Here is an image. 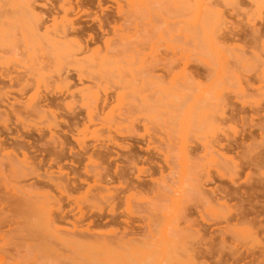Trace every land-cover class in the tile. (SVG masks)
<instances>
[{
  "label": "rangeland",
  "instance_id": "374dc122",
  "mask_svg": "<svg viewBox=\"0 0 264 264\" xmlns=\"http://www.w3.org/2000/svg\"><path fill=\"white\" fill-rule=\"evenodd\" d=\"M73 1L75 9L68 13V18L75 19L76 24L84 28L86 35L83 37L86 39L90 40L87 36L90 33L94 36L97 34L99 37L98 44L90 40L89 52L87 50L85 52L77 51L78 55L75 56L78 58H83L85 55L90 56L89 59L84 60L79 69L87 73L89 71L88 74L92 77L108 81L107 83L101 82L97 86L92 84L93 81L88 78L83 83L79 82L77 85L71 86V89L78 94L77 98H83V103H87L83 107L78 102L79 107L76 110L81 112L80 127L82 128L84 124L88 126L81 133V138L84 139L83 141L89 146V149L86 151L87 153L82 152L83 158L80 163H77L79 167L77 169L81 172L82 177L87 178V181L83 185L81 183L82 187L79 191H70L72 197H67L65 194L62 195L54 185L41 187L39 181L41 178L37 176V173L45 172L44 168L48 165H51L49 169L54 170L55 175H59V165H63L65 171L72 172L71 170L74 168L71 169L73 167L71 164L73 161H77L78 157L75 156L78 151H82L77 141L70 135L75 133L74 136H76L77 131L73 129L70 130L71 133L67 130L69 123H66L65 120H74L66 109L60 110L64 117L57 119L61 122L59 130L62 135H65L63 129L70 132L65 135L68 148L66 155L59 159V162H52V159L50 160L53 158L50 157L52 155L46 151L44 153L41 152V149L40 151L33 149L32 154L35 157L31 160L38 171L32 172L31 168L21 167L20 163L15 162L12 155L6 154V151L10 150V145L12 147L11 143L15 145L18 141V129H23L8 108L9 103L13 102L15 97L28 104H34L42 94L45 82L54 88L57 86V94L61 98L69 97L68 93L64 91L66 86L63 85V82L55 83L56 85L52 82L58 78L60 72L64 73L62 68L66 67L72 54L65 47L53 50L52 43L48 41L49 37L52 38L54 32L61 28L63 22L65 23L64 11L60 8L64 1L0 0V54H6L0 57V68L6 71L13 70L21 61L25 68H23L25 71L23 78L28 80L37 78L41 85V88H38L35 81L22 96L21 93L12 89L13 93L10 92V97H5L4 91L9 87H5L0 92L4 100L8 98L7 101L3 100L4 103L2 102L0 109L5 114L9 113L8 117H10L7 124H4L0 119L1 142L3 139L4 142H7V146L4 145L6 149L0 150V264H96L99 262L97 259L89 261L78 245L64 247L56 238L49 236L50 232L55 230L48 231L57 227L62 235L69 234L78 240L79 237L74 235L77 229L73 227V221L77 220L75 218L80 215V210H84L86 217L83 218L78 229L89 228L87 234L92 235V237L88 236L91 237L90 242L97 237L102 238L101 236L111 234L108 232L109 230L115 231V234H113L114 232L111 234L112 236L109 234L111 237L134 240V247L131 251H117L113 257L116 264H264V179L262 177L264 173V55H261L264 54V37L257 43L247 44L244 50L237 47L223 49L218 43V36L232 22L241 25L240 35L236 38H241L245 34H243V30L249 31L250 21L259 27L263 26L264 22L261 20H264V0ZM29 3L35 5L36 12L48 10L49 13V7L51 10L54 9L53 13L50 12L52 15L48 17L45 25L39 30L31 12L28 11ZM45 3L48 8L43 7L42 4ZM52 4L53 8H51ZM79 4H83L82 7ZM87 7L89 8L88 13H84L83 10H86ZM53 15L57 17L56 23L53 22L55 21ZM96 15L103 20L108 19L109 21L110 18L109 23L111 22V24L106 23V20V24L102 28L104 31L100 28L99 22L94 19ZM114 22L120 23L122 30L114 32ZM45 27L49 28L48 32ZM107 37L111 38L110 46L104 43ZM96 46H99L100 50L91 51ZM73 49L76 48L73 46ZM47 52L50 54L52 52L50 57L48 56L52 61L43 69L42 73L41 71L39 73L38 64L47 55ZM75 68L78 69V66L71 68V74L77 72ZM204 71H210L211 79L208 80L204 77L203 79L194 74V72L201 74ZM194 75L199 82L196 83L195 78H193L194 80L190 79ZM103 86L105 87L103 88ZM17 87L16 89L19 88ZM82 88H88L83 95L79 92ZM106 92L113 98L103 109L101 99L106 95ZM84 95L85 97H82ZM227 102L232 104H226ZM24 103L18 106L21 110V117L26 118L30 123H38V126L42 127L54 125L56 119L49 113L43 116L28 115V111L26 112L28 108L23 106ZM225 104L230 107L222 109L223 106H226ZM97 105L99 108L95 109L94 120L89 121L87 111L90 108L94 109ZM233 107L236 109L233 112L234 116L238 118H236L237 121L236 119L227 121L222 118L225 120L223 122L220 115L222 110H227L229 114ZM210 110L213 112H211L212 115L208 114ZM214 111L218 113H214ZM98 115L99 118H97ZM227 116H231V113ZM222 117H224L223 113ZM241 117L246 118L243 121ZM251 119L253 123L250 122ZM242 121L243 123L246 121V123L242 125ZM243 126L246 130L244 132L241 131ZM236 128L238 130L242 128L240 134L235 135ZM31 129L33 128H30V131L26 130L29 133L23 130L25 134L22 131L25 136L26 133L28 135L33 133L25 138L33 137L35 139L38 137L40 139L34 134L37 131ZM117 129L124 130V133H118ZM251 132H253V136ZM41 133L37 135H41ZM46 133L49 134L47 130ZM25 138L23 139L25 140ZM111 138L123 142L129 148H119L110 142ZM29 139L26 141L33 144L32 142L35 140L29 141ZM218 141L232 145V148L226 153L239 159L242 157L240 153L248 154V145L256 143L254 153L257 154H253L260 160H258L259 162L254 161V164L252 163L254 166L250 165L251 163L246 164L243 169L239 170L240 175L238 178L236 177L239 182L237 186H234L230 180V175L236 172L230 171V168L227 169L221 163L219 154L221 151L217 153L220 144ZM203 143L204 145L205 143L215 145L208 147L210 145L207 144L203 148ZM191 145L201 148L202 156L200 155V158L202 161L197 160V162L201 163L203 167L201 165L192 166L191 163L196 160L191 158L193 156L190 153L191 150H187L190 154L187 157L188 154L185 150L189 147L193 149ZM153 146H159V149H155ZM72 147L73 151H70ZM94 147L100 148V150L101 147H104L102 152L105 150L103 155H105L106 163L109 164V174L115 179L112 186L119 184L115 171L120 159H124V155L132 153L139 155V166H147L152 160L163 164L165 179L162 181L161 175L157 171L154 177H159L162 182H158V185L155 182L156 186H153L148 192L146 191L143 194L144 197L142 195L143 199L139 200L136 197L137 199L133 198L128 203L121 202L126 198L116 199V211L111 213L109 203L99 199L96 195L97 189L92 187L88 190L87 182L94 183L93 175L90 174L87 177L86 174H83L87 159L94 151ZM19 152V154L17 152V156L22 159L23 155L21 151ZM74 153L76 154L74 155ZM166 157L170 162L166 161L165 163ZM244 158L243 156V162H246L247 159ZM49 162L50 164H48ZM258 163L260 168L257 166ZM74 165L76 167V163ZM30 170L31 172H29ZM206 170L215 175L213 182L207 185L198 184L199 179L204 183L201 175L207 174ZM219 172L224 173L225 176H221ZM252 172L255 175L261 173L258 175L260 179L256 175L261 184L256 182L257 184L254 185L253 201H256L254 202L255 210L258 211H256L257 213L251 212L252 214L248 216L249 221L239 222L237 218L233 217L232 213L237 212L235 206L237 199L228 201V205L232 207V213L216 201L208 204L202 200L203 195L199 193L200 190L202 191V187L203 190L210 191L213 188L225 189L234 186L242 194L250 193V185L245 180L248 173ZM131 173L133 176L137 174L136 169ZM70 177L73 180L71 175ZM33 186L39 192L49 193V198L42 196L41 200L38 199L41 203L37 200L39 204L37 208L35 200L33 201L25 193ZM128 193L126 192V195ZM120 194L124 197L123 192ZM250 194L252 196V193ZM61 197L63 198L61 199ZM188 197L195 201L194 203L197 201V207L200 204L199 208L194 209L196 212L189 217L184 213ZM42 205L44 208L41 207ZM47 206L52 208L55 214H57L56 206H60L66 219L50 221V224L47 221L49 219L46 218V210L49 208ZM100 207H103L101 211ZM250 218H254L253 221ZM127 219L131 220L130 224L131 227H134L135 233H130L123 238ZM104 233L106 234L103 235ZM88 241L86 239L82 243ZM31 245L37 250L30 251ZM211 247L213 249L211 253L206 251Z\"/></svg>",
  "mask_w": 264,
  "mask_h": 264
},
{
  "label": "bare ground",
  "instance_id": "6f19581e",
  "mask_svg": "<svg viewBox=\"0 0 264 264\" xmlns=\"http://www.w3.org/2000/svg\"><path fill=\"white\" fill-rule=\"evenodd\" d=\"M50 1V0H49ZM53 1V0H52ZM64 2L60 5V8L64 11V18H65V23L63 22V24H62V26H61V28L60 29H56L57 31L56 32H54V34L52 35L53 37L52 38H50L49 37V40L48 41H50L51 43H52V47H53V50L56 48V49H58V48H63V47H65V48H68L69 49V51L71 52V59L67 62V64H66V67H64V68H62L63 70H64V73H62V72H60L59 74H58V78L55 80L54 79V81L52 82L53 84H55V83H58V82H63L64 84L63 85H65L66 86V90H64L65 91V93H68V98H67V96L65 97V98H61L60 96H58V90H57V86L54 88V87H52V86H50L48 83H44V89H43V92H42V94L40 95V94H38V95H40V97H39V99L37 100V102L36 103H34V104H28V103H26V101H22L20 98H17V97H13L14 99H13V102H11V103H9V102H7V103H9L10 104V106L7 104V107L9 108V110L11 111V113L12 114H14V116L17 118L16 120L21 124V127L23 128L22 130H20V129H18V131H17V133H18V137H17V139H18V141L16 142V144L15 145H13L14 143H11L12 144V147H11V145H10V150H8V151H6V154L9 156V155H12L13 157H14V160H15V162H18V163H20V166L22 167H24V168H27V167H29V168H31V170H32V172H37L38 171V169L36 168V167H34V163H33V160H31L32 158H34L35 157V155L34 154H32L33 152H32V150L34 149V151H37V150H39L40 151V149H41V152H44V151H46V153H48L49 155H52V156H50V157H53V158H50V160L52 159V162H54V161H56V162H59V159H62V157L63 156H65L66 155V150L68 149L67 148V138H66V134H70V132L72 133V131H70V130H75V131H77V133H76V136H74L75 135V133H73V134H70V135H72L73 137H74V139L77 141V143L79 144V146H80V150H82V151H78V153L76 154V153H74V155L76 154V156L75 157H78L77 158V161L76 162H74L73 161V164H71L73 167L71 168V169H73V170H71L72 172H68V171H65L64 170V168H63V165H59L58 166V174L59 175H55V173H54V170H50L49 169V167L51 166V165H48V164H50V162L47 164L48 165V167H46V168H44V170H45V172H43V173H37V176L39 177V178H41L39 181H40V184L42 185L41 187H46L47 185L48 186H51L52 187V185H54L61 193H62V195L63 194H65L67 197H72V194H71V192L70 191H79V189L82 187L81 186V183H82V185H83V183H86V181H87V178H85V177H82V174H81V172H79V167L77 166L78 164L77 163H80V161L82 160V158H83V153L85 152V153H87L86 151H88V147L89 146H87V144L85 143V141H83L82 140V138H81V133L83 132V130L85 129L86 130V128L88 127L86 124H84L83 126H82V128L80 127V122H79V120H80V113L81 112H79L78 110H76V108L77 107H79V104H78V102H80V106H83L84 107V105L86 104L87 105V103H83V98H81V99H78L77 98V95L78 94H76V92L74 91V90H72L71 89V86H75V85H77V83H83L84 82V80L85 79H88L89 78V80L91 79L92 81H93V83L92 84H94V85H97V86H99L100 85V83L102 82H106L107 83V81L108 80H101V79H99V78H97V77H92V76H90L88 73H89V71H88V73L86 72V71H84V70H82V69H79L80 67L79 66H81V65H83V62H84V60H87V59H89V55H85L83 58H78L77 56H75L76 54L78 55V53H77V51H80V52H85L86 50L88 51L89 50V45H90V40H93V42L94 43H96L97 42V44H98V39H99V37H98V35L97 34H95V36H94V34H92V33H90L89 35H87L88 37H89V39L90 40H88V38L86 39V37H83L84 35H86L84 32H85V30H84V28H82V27H79L78 26V24H76V20L75 19H72V18H68V13H70V11H73L74 9H75V6H74V1L73 0H63ZM43 5V7H47L48 8V6H47V4L45 3V4H42ZM78 5V4H77ZM81 4H79V6H80ZM83 5V4H82ZM82 5H81V7H82ZM28 7V11H30L31 12V14H32V16H33V19H34V21H35V23L37 24V26H38V30L42 27V26H44L45 25V22L48 20V17L50 16V15H52V13H53V11H54V9L53 10H51L50 9V7H49V13L52 11V13H48L46 10V12H36V10H35V5H33V4H30L29 3V5H27ZM50 6V5H49ZM53 4H52V6H51V8H53ZM57 7V6H56ZM85 7V6H84ZM83 9V8H82ZM59 10V9H58ZM88 10H89V8L87 7L86 8V10H83L84 11V13L85 12H87L88 13ZM79 14H80V12L79 11H77ZM6 14V13H5ZM90 14V13H89ZM7 15V14H6ZM55 15V14H54ZM54 15H53V17H54ZM5 16V15H4ZM77 17V16H76ZM75 17V18H76ZM263 17V16H262ZM262 17H261V19H262ZM56 16L54 17V20L55 21H53L54 23H56ZM107 18V17H106ZM62 19V18H61ZM94 19H96L98 22H99V25H100V28L102 29L103 27H104V25L108 22L109 23V21H111L110 20V18H109V21H108V19H105V17H104V19L105 20H103L102 18H100L99 16H97L96 15V17H94ZM260 19V20H261ZM9 20V19H8ZM63 20V19H62ZM78 20V19H77ZM107 20V21H106ZM10 21V20H9ZM105 21H106V23H105ZM113 21V20H112ZM261 21H263L264 22V20H261ZM115 23V22H114ZM109 24H111V22L109 23ZM48 26V25H47ZM82 26V25H81ZM240 23H235V22H232L231 23V25H229V26H227L226 27V29L225 30H223L222 31V33H220V35L218 36V43H219V45L223 48V49H228V48H232V49H234L235 47H237L238 49H242V50H244L245 49V47H246V45L247 44H252V43H257V42H259V40L262 38V37H264V25L263 26H261V27H259V26H257L255 23H253V22H249V31L248 32H246L245 30H243V36L241 37V38H239V37H237L236 38V36H238V35H240L239 34V32L241 31V28H240ZM54 27V26H53ZM46 28V32H48L49 31V28L48 27H45ZM53 29V28H52ZM89 29V28H88ZM113 29H114V32H118V31H120V30H122V26H121V24L119 23V24H117V23H115V24H113ZM103 30V29H102ZM104 31V30H103ZM245 31V32H244ZM87 32V31H86ZM41 33V32H40ZM107 33V32H106ZM42 35V34H41ZM43 36H45V34H43ZM97 37V38H96ZM103 38V37H102ZM239 38V39H238ZM45 39V38H44ZM241 41V43H239ZM243 42V43H242ZM104 43H105V45H107V46H110V43H111V38H109V37H107L106 39H105V41H104ZM73 46L76 48V49H73ZM255 46V45H254ZM19 47V46H18ZM264 48V47H263ZM15 49V48H14ZM43 49V48H42ZM91 49V48H90ZM94 49V48H93ZM99 49V46H96V48L94 49V50H92L91 49V51H97ZM103 49V48H102ZM44 50V49H43ZM100 50V49H99ZM57 51V50H56ZM90 51V50H89ZM88 51V52H89ZM107 51V50H106ZM110 51V50H109ZM35 52H37V51H35ZM41 52V51H40ZM44 52V51H43ZM63 52V51H62ZM67 52V51H66ZM2 53V52H1ZM6 53V52H5ZM15 53V52H14ZM46 53V52H45ZM45 53H43V54H45ZM57 53V52H56ZM38 54V53H37ZM51 54H52V52H51ZM50 53H48L47 52V55L46 56H44V58L39 62V64H38V72L40 73V71H41V73L43 72V69L44 68H46L48 65H49V62L50 61H52L51 59H49L48 58V56L50 57V55H51ZM67 54V53H66ZM65 54V55H66ZM261 54V53H260ZM3 55H6V54H3ZM3 55H1L0 54V57H2ZM33 55H34V53H33ZM69 55V54H68ZM261 55H264V54H261ZM57 56V55H56ZM54 57V56H53ZM59 57V56H58ZM14 58V57H13ZM0 60H1V58H0ZM66 61V60H65ZM91 61V60H90ZM3 62V61H2ZM37 62V61H36ZM35 62V63H36ZM93 62V61H92ZM96 62V61H95ZM20 64L19 65H17V66H15L14 67V69L13 70H9V71H6V70H1V68H0V92L5 88V87H9V89L8 90H6V91H4V96L5 97H10L9 95H10V92L11 93H13V91L15 90V91H17V92H19V93H21L20 95L22 96V95H25V93H26V91L27 90H29L28 88L29 87H31L34 83H35V81L37 82V86H38V88L40 87L41 88V85H39V80L36 78H32L30 81L28 80V79H24L23 78V76H24V73H25V71H24V66L22 65V63H21V61L19 62ZM89 63V62H88ZM85 64V63H84ZM90 64V63H89ZM36 65H37V63H36ZM4 66V65H3ZM55 66V65H54ZM76 66H78V69H76V71L77 72H75V73H72L71 74V71H72V67H76ZM53 67V66H52ZM8 68V67H7ZM24 68V69H23ZM50 68V67H49ZM91 68V67H90ZM11 69V68H10ZM74 69V68H73ZM53 70V69H52ZM88 70H90L89 68H88ZM29 71V70H28ZM36 71H37V69H36ZM93 71V70H92ZM197 71V70H196ZM23 72V73H22ZM205 72V71H204ZM201 72V74H199V72L198 73H196V72H194V74L195 75H197L198 77H204L205 79H211L210 77H211V74H210V71H207V72ZM27 73V72H26ZM91 73V72H90ZM23 74V75H22ZM33 74V73H32ZM195 75H194V77H191L190 79L192 80L193 78H195ZM35 76V75H34ZM42 76V75H41ZM193 76V75H192ZM27 77V76H26ZM56 78V77H55ZM104 78V77H103ZM203 78V79H204ZM8 80V82H7V80ZM190 79H189V81H190ZM5 80V81H4ZM41 80H42V78H41ZM194 80V79H193ZM195 80H196V83L197 82H199V81H197V79L195 78ZM208 80H206V81H208ZM49 82V81H48ZM191 82V81H190ZM189 82V83H190ZM195 82V81H194ZM50 83H51V81H50ZM201 83V82H200ZM207 83V82H206ZM191 84V83H190ZM36 85V84H35ZM56 85V84H55ZM90 85V84H89ZM102 85V84H101ZM11 86V87H10ZM16 86H18L17 88L18 89H16ZM43 86V85H42ZM96 86V87H97ZM13 87V88H12ZM15 87V88H14ZM93 87V86H92ZM105 86H103V88H104ZM107 87V86H106ZM61 88V87H60ZM89 88V87H88ZM88 88H82V89H80L79 90V92H80V94L81 95H83V94H85L84 92L88 89ZM91 88V87H90ZM94 88V87H93ZM98 88V87H97ZM101 88V87H100ZM99 88V90H101ZM102 88V89H103ZM12 89H13V91H12ZM59 89V88H58ZM95 89V88H94ZM36 90V89H35ZM108 90V89H107ZM97 91V90H96ZM37 92V91H36ZM60 92H62V91H60ZM78 92V91H77ZM15 93V92H14ZM65 93H63L64 95H67V94H65ZM95 93V92H94ZM98 93H100L101 94V92H98ZM105 94V93H104ZM62 95V94H61ZM80 95V96H81ZM104 96V95H103ZM82 97H85V95L84 96H82ZM8 98H5V100H4V98H3V96L1 95V93H0V107H1V104H2V102L4 103V101H7V99ZM38 98V97H37ZM89 98V97H88ZM113 97L111 96V95H109V94H107V92H106V95L101 99V101H102V108L104 109V107H106V105L110 102V100L112 99ZM4 100V101H3ZM81 100H82V102H81ZM23 102H25L24 103V105L23 106H26V108H28L27 110H26V112H27V114L28 115H35V116H38V115H40V116H43V115H45V114H47V113H49V114H51L55 119H56V121H55V123H54V125H48L47 127H45V126H38V123H30L29 121H27L26 120V118H23V117H21V110H20V108H18V106L19 105H22V103ZM32 102V101H31ZM30 102V103H31ZM210 102V101H209ZM230 103V102H229ZM228 102L226 103V104H229ZM18 104V105H17ZM26 104V105H25ZM225 104V105H226ZM230 104H232V103H230ZM4 105V104H3ZM211 105V104H210ZM224 105V104H223ZM17 106V107H16ZM100 106V105H99ZM231 106H233V105H231ZM224 108H222V109H225V107H230V106H228V105H226V106H223ZM64 108V110L66 109L67 111H68V113H70L71 114V116H72V119L74 120V121H69V120H65V122L66 123H69V124H67V126L69 127V129H67V130H69L70 132H68V131H66V130H64L63 129V134L65 133V135H62V132L59 130V128L61 127V122L60 121H58L57 119L59 118V117H61V118H63L64 116H62V115H64L61 111H62V109ZM88 108V107H87ZM94 108V107H93ZM96 108H99L98 107V105L94 108V109H88V117H89V121H93L94 120V112H95V109ZM234 108V107H233ZM231 109L232 110V112H229V114H228V111L226 110H222V113L224 114V117H222V113H221V111H220V115H221V119L222 118H224L225 120H227V121H229L228 119H230V121L232 120H234L235 121V119L237 118V117H235L234 115V110H236L235 108L234 109ZM22 109V108H21ZM78 109V108H77ZM227 109V108H226ZM8 110V111H9ZM61 110V111H60ZM100 110H102L101 108H100ZM229 110H230V108H229ZM260 110V109H259ZM66 111V112H67ZM218 111V110H217ZM61 112V113H60ZM101 112V111H100ZM212 111L210 110V112H208V114L209 113H211ZM25 113V112H24ZM86 113V112H85ZM213 113V112H212ZM212 113H211V115H212ZM214 113H218V112H215L214 111ZM230 113H231V116H227V115H230ZM236 113V112H235ZM225 114H226V116H225ZM9 116V113H6L5 114V112L3 111V110H1L0 109V119H2L3 120V122H4V124H7L8 123V121L10 120V117H8ZM12 116V115H11ZM25 116H27V115H25ZM49 116V115H48ZM96 116V115H95ZM199 116V115H198ZM204 116V115H203ZM209 116V115H208ZM217 116V115H216ZM239 116V115H238ZM34 117V116H33ZM213 117V116H212ZM61 118H60V120H61ZM67 118V117H66ZM97 118H99V115H98V117ZM217 118V117H216ZM215 118V119H216ZM242 119H243V121L245 120L244 118H246V117H241ZM252 118V117H251ZM102 119V118H101ZM106 119V118H105ZM198 119V118H197ZM224 119H222L223 120V122L225 121ZM238 119V118H237ZM237 119H236V121H237ZM241 119V120H242ZM253 119V118H252ZM250 120V122H252L253 123V120ZM63 120V119H62ZM95 120H96V118H95ZM192 120V119H191ZM16 121V122H17ZM37 121V120H36ZM215 121V120H214ZM243 121H242V123H243ZM2 122V121H1ZM42 123V122H41ZM82 123V122H81ZM246 123V121L242 124V125H244ZM92 124V123H91ZM41 125V124H40ZM253 125V124H252ZM251 125V126H252ZM107 126V125H106ZM253 126H255V125H253ZM252 126V127H253ZM17 127V126H16ZM30 128H33V129H35V131H37V132H34V134H36V136H39L40 137V139H38V137H35V139L33 138V137H31L30 139H29V141H31V139L32 140H35L34 142H32L33 144H29V142H27L26 140H28V139H26L29 135H33V133L31 132V134H29L28 135V131H26V130H29L30 131ZM238 128V127H237ZM235 129L236 130V133H235V135H237L238 133L240 134V132L241 131H246L245 130V126H243L242 128H243V130H238V129ZM33 129H31V130H33ZM122 129V128H121ZM28 132V133H26L27 135L25 136L24 134H25V132ZM45 130V131H44ZM46 130H47V132L50 134V136H49V134H47L46 133ZM59 130V131H58ZM62 130V129H61ZM22 131L24 132V134L22 133ZM66 131V132H65ZM110 131V130H109ZM118 133H121V134H123L124 133V130L122 131V130H119V129H117L116 130ZM20 132H21V134H20ZM41 132H44V133H41ZM68 132V133H67ZM74 132V131H73ZM128 132H131V131H129L128 130ZM41 133V135H43V136H41V135H37V134H40ZM84 133H85V131H84ZM79 134H80V136H79ZM194 134L196 135V132H194ZM253 134V132H251V135ZM1 135V134H0ZM46 135H48L47 137H46ZM77 135H78V137H77ZM35 136V135H34ZM69 136V135H68ZM253 136V135H252ZM16 137V136H15ZM26 137V138H25ZM113 137V136H112ZM115 137V136H114ZM19 138H20V140H19ZM23 138H25V140L23 139ZM48 138V139H47ZM42 139V140H41ZM39 140V141H38ZM245 140V139H244ZM252 140V139H251ZM2 141V139L0 138V150H5L6 149V146H7V142H4V139H3V142H1ZM9 141V140H8ZM20 141V142H19ZM37 141V142H36ZM191 141V140H190ZM75 142V141H74ZM88 142V141H87ZM108 142V141H107ZM110 142H113L115 145H117L119 148H121V149H128L129 148V146L128 145H126V144H124L123 142H119V141H117V140H115L114 138H111L110 139ZM218 142H220V144H219V149H218V151H217V153H219V151H221V153H219L220 155H221V163H223V165H224V167H226L227 169L228 168H230V171H232V172H236V173H234V174H231L230 175V180H231V182L233 183V185L235 186H237V185H239V182H238V175H240L239 174V170L240 169H243V167H245V165L246 164H250V165H252V163L255 161V162H259L258 160H260V158L258 157V156H254V154L256 153H254V151L256 150V143L254 144V143H252V144H254V145H248L247 146V148H249L248 149V154L247 153H244V152H242V153H240L241 154V158L239 159V158H237L236 156H229V155H227V153H226V151L228 152V150L229 149H231L232 147V145H229V144H225V143H222L221 141H218ZM225 142V141H224ZM232 142V141H231ZM9 143V142H8ZM31 143V142H30ZM97 143V142H96ZM155 143V142H154ZM243 143V142H242ZM28 144V145H27ZM101 144V143H100ZM207 144H209V143H205V145H204V143H203V148H205L206 146H207ZM217 144V145H218ZM4 145H6V146H4ZM105 145V144H104ZM197 145L199 146V144L197 143ZM197 145H191V146H193V149H191L190 147L188 148V149H186L185 151L187 152V150H191V154L193 155L191 158L192 159H194V160H196L195 162H192L191 164H192V166H194V167H198L199 165H201L202 166V164L200 163L199 164V162H197V160H199V161H202V159L200 158L202 155L200 154V152H201V148L199 149V147L197 146ZM210 145V144H209ZM215 145V144H211L210 146H208V147H213V146ZM196 146V147H195ZM155 149H159L157 146H153ZM173 147V146H172ZM36 148V149H35ZM95 149H96V147H94ZM93 148V150L94 151H92V153L89 155V157H88V161H87V163H86V165H85V169H84V171H85V173H83L84 175L86 174L87 175V177L91 174V175H93V178H94V183H90V182H87V184H88V190H90L92 187H95L96 189H97V193H96V195L98 196V198L99 199H101V200H103V201H105V202H107V203H109V205L111 206L110 207V209H109V211L111 212V213H114L116 210H115V207H117L116 206V202H115V200L116 199H123V198H126V200L124 199V200H121V202H123V201H126L127 203L128 202H130L131 201V199H135L136 197L137 198H139V200H140V198H142L143 199V197H144V193L147 191H149V190H151V188H153V186L155 187L156 185H155V182H157L156 184L158 185V182L160 183V181L161 180H159V177L158 178H156V177H154V174L155 173H157V171H159V174L161 175L160 176V178L162 179V181H164V179H165V175H164V166H163V164H161L160 162H155L154 160H152V164L149 162V164L147 165V166H139L138 165V162H139V155L137 156L136 154H134V153H132L131 155H124V159H120V163L116 166V175H117V180H118V182H119V184L118 185H113L112 186V184L114 183V177H112V176H110V174H109V164L108 163H106V160H105V155H103V152L105 151L104 149V151L102 152V148H104V147H101V150H100V148H97L96 150ZM163 148V147H162ZM217 148V147H216ZM70 149H72V150H70V151H73V147L72 148H70ZM99 149V150H98ZM21 151V154L23 155V158L22 159H19L18 158V154L20 153L19 151ZM98 150V152H96ZM236 150H237V148H236ZM84 151V152H83ZM100 151V152H99ZM159 151H161V150H159ZM202 151H204V150H202ZM245 151V150H244ZM17 152H18V154H17ZM83 152V153H82ZM185 152V153H186ZM207 152V151H206ZM214 152V151H213ZM213 152H211V153H213ZM246 152V151H245ZM45 153V152H44ZM203 153V152H202ZM254 153V154H253ZM2 154V153H1ZM186 154H188V152L186 153ZM206 154V153H205ZM218 154V155H219ZM247 154V155H246ZM257 154V153H256ZM155 155V154H154ZM201 155V156H200ZM188 156H190V154H188L187 155V157ZM243 156L247 159V161L246 162H243ZM72 157V156H71ZM153 157V156H152ZM9 158V157H8ZM16 158H18V160H16ZM167 158V157H166ZM190 157H189V159H191ZM213 158V157H212ZM211 158V159H212ZM215 158V157H214ZM244 158V159H245ZM256 158H259V159H256ZM10 159H12V158H10ZM74 159V158H73ZM164 159V158H163ZM169 158H167L166 160H165V163H166V161H167V163H168V160ZM42 160V159H41ZM159 160V159H158ZM214 160V159H213ZM119 161V160H118ZM249 161V162H248ZM63 162V161H62ZM170 162V161H169ZM14 163V162H13ZM40 163V162H39ZM43 163H44V161H43ZM76 163V167H75V164ZM144 163V162H143ZM41 164V163H40ZM57 164V163H56ZM82 164V163H81ZM254 164V163H253ZM84 165V164H83ZM170 165V163L168 164V166ZM256 165V164H255ZM46 166V165H45ZM82 166V165H81ZM174 166V165H173ZM252 166H254V165H252ZM257 166H259V168H260V165H259V163H258V165ZM77 167H78V169H77ZM170 167V166H169ZM203 167V166H202ZM251 167V166H250ZM205 168V167H204ZM231 168H232V170H231ZM258 168V167H257ZM134 169H136V171H137V174H134V176L133 175H131V174H133V173H131V171L132 170H134ZM199 169V168H198ZM220 169V168H219ZM27 170V169H26ZM31 170L29 171V172H31ZM208 170H209V168H208ZM234 170V171H233ZM82 171V170H81ZM207 171V170H206ZM221 171V170H220ZM212 172V171H211ZM264 172V171H263ZM72 173V174H71ZM195 173V172H194ZM213 173V172H212ZM212 173H210L209 171H207V174H205V175H201V177L203 178V181H204V183L202 182V180H200L199 178V180H198V184L200 183V184H208V183H211V182H213V180H214V176L215 175H213ZM217 173H218V171H217ZM221 172H219V174H220ZM247 174V173H246ZM261 174V173H260ZM260 174H257L256 173V175L258 176V175H260ZM24 175V174H23ZM70 175L72 176V178H73V180L71 179V177H70ZM197 175V174H196ZM221 176H225L224 175V173H221L220 174ZM255 175V173H248V175L246 176V182H247V184L248 185H250V188H251V192L250 193H252V196H251V194L250 193H246L247 194V196L245 195V193L244 194H242L241 192H239L238 191V189L236 188V187H234L233 186V188H230V187H227V188H225V189H220V187L219 188H217V189H215V188H213V189H211L210 190V188H209V190L210 191H207V190H203V187H202V191L200 190L199 191V193H200V195L202 194L203 196V198H202V200L204 201H206L208 204L210 203V204H212V203H215V201L216 202H218L220 205H223V206H225L226 207V209L228 208L229 210H230V212L232 213V207L231 206H229L228 205V201L229 200H231V199H237V202H236V211L237 212H235V213H232L233 214V217L234 218H237V220L239 221V222H246V221H249V215L250 214H252L251 212H253V213H255L256 211H258V210H255V204H254V202H256V201H253L254 199H253V196L255 195L254 194V185H256L257 183L256 182H258L259 181V179H260V176H258L259 177V179H257L258 177ZM264 173L262 174V177H263V179H264ZM147 176H149V177H147ZM218 176V175H217ZM37 177V178H38ZM237 177V178H236ZM38 178V179H39ZM149 178V179H148ZM197 178V177H196ZM201 178V179H202ZM220 178V177H219ZM226 178V177H225ZM38 179H36V180H38ZM229 179V178H228ZM263 179H261V180H263ZM72 180V181H71ZM191 180V179H190ZM244 180V179H243ZM161 181V182H162ZM200 181V182H199ZM223 181H224V179H223ZM240 181H241V179H240ZM202 182V183H201ZM256 183V184H255ZM260 182H258V184H259ZM33 184V183H32ZM35 184V183H34ZM51 184V185H50ZM193 184V183H192ZM191 184V185H192ZM261 184V183H260ZM160 185V184H159ZM203 185V186H204ZM230 185V184H229ZM200 186V185H199ZM193 187V186H192ZM31 189L30 190H28V191H25V193H26V195L30 198H32L33 199V201H34V203H35V207L37 208V206L39 205L38 203H37V200L39 199V200H41L42 199V196H44V197H47V198H49L48 197V195H49V193L47 192H39V191H37L36 190V187H30ZM38 188V187H37ZM259 188V187H258ZM13 190V189H12ZM39 190V189H38ZM106 191V193H105V191ZM245 190V189H244ZM256 190V189H255ZM259 190V189H258ZM48 191V190H47ZM124 193L123 194V196L124 197H122L121 196V194L120 193ZM126 192H131L130 194L128 193L127 195H126ZM202 192V193H201ZM14 193V192H13ZM51 193H52V191H51ZM80 193V192H79ZM142 195H143V197H142ZM190 195V194H189ZM199 195V194H198ZM199 195V196H200ZM96 196V197H97ZM193 196V195H192ZM39 197H41V198H39ZM146 197V196H145ZM161 197V196H160ZM252 197V198H251ZM63 197H61V199H62ZM84 198V197H83ZM136 198V199H137ZM163 199V198H162ZM187 199V198H186ZM258 199V198H257ZM31 200V199H30ZM38 200V202H40L41 203V201H39ZM43 201V200H42ZM45 201V200H44ZM65 201V200H64ZM76 201H78V199L76 198ZM98 201V200H97ZM186 201V200H185ZM80 202V201H79ZM114 202V203H113ZM193 202V203H192ZM195 201H192V199H189V197H188V199H187V201H186V209L184 210V213H185V215L187 216V217H189V215H193V213L194 212H196V210H194V209H196V208H199V206H200V204H198V207H197V201H196V203H194ZM259 202V201H258ZM263 202V201H262ZM33 203V202H32ZM194 204L195 206H193L192 204ZM198 203H199V201H198ZM46 204V203H45ZM119 204V203H118ZM79 205V204H78ZM92 205V204H91ZM52 206V205H51ZM93 206V205H92ZM209 206V205H208ZM212 206V205H211ZM234 206V207H235ZM12 207V206H11ZM41 207H43V205L41 206ZM47 207H49V206H47ZM55 207V206H54ZM57 207V214H55L54 212H53V210H52V208H48V210H46V218L47 219H49V220H47V221H49V223H50V221H56V220H61V219H66V216L64 217L63 215H64V213H63V211H62V208L59 206H56ZM80 207V206H79ZM44 208V207H43ZM81 208V207H80ZM80 208H79V210H80ZM83 208V207H82ZM202 208V207H201ZM211 208V207H210ZM103 209V207H100L99 208V210L101 211ZM44 210V209H43ZM45 211V210H44ZM54 211H56V210H54ZM62 211V212H61ZM129 211V210H128ZM183 211V210H182ZM197 211H199V209H197ZM59 212H60V214H59ZM80 215L79 216H77V218H75V220L76 221H73V227L75 228V229H77V231H75L74 232V235H76L77 236V238H78V240H76V237H74V238H72L69 234H63L62 235V232H60L59 231V229H57V227H55V228H53V229H50L48 232H50L51 230H55V231H57V232H55V231H51L50 232V235L49 236H52L53 238H56V240H58L64 247L66 246H70V245H78L79 247H80V249L83 251V253H85V256L89 259V261L90 260H99V262H97L96 264H116V262L114 261V259H113V257L115 256V254H117V251H120V250H123V251H125V252H127V250H132L133 248L132 247H134L133 246V242H134V240L132 241V240H126V239H122V237L121 238H118V237H116V238H114V237H111L112 235V233L113 234H115V231H113V230H109L108 232H111V236L108 234H106V233H104L103 235H105L104 237L103 236H101L102 238H100V237H97L95 240H93V241H91L90 242V238L92 237V235H88L87 234V232L89 231V228H81V229H78L80 226H81V222H83V218L84 217H86V214H85V212H84V210H80ZM35 213V212H34ZM61 213H62V215H61ZM130 213V212H129ZM201 213V212H200ZM257 213V212H256ZM154 214V213H153ZM159 214V213H158ZM78 215V214H77ZM125 215V214H124ZM157 215V214H156ZM136 216V215H135ZM3 217V216H2ZM64 217V218H63ZM140 217V216H139ZM150 217V216H149ZM232 217V216H231ZM252 217V216H251ZM68 218V217H67ZM186 218V217H185ZM193 218V217H192ZM6 219V218H5ZM85 219V218H84ZM122 219V218H121ZM138 219V218H137ZM252 219H254V218H252ZM251 218H250V220L251 221H253ZM192 220V219H191ZM2 221V220H1ZM67 221V220H66ZM199 221V220H198ZM232 221V220H231ZM250 221V222H251ZM69 222V221H68ZM126 222V227H124V230H123V238H125L128 234H130V233H135V231H133L134 230V227H131V220H126L125 221ZM249 222V223H250ZM79 223V224H78ZM47 224H48V222H47ZM51 224V223H50ZM49 224V225H50ZM47 226V225H46ZM84 226V225H83ZM48 228H49V226H47ZM52 227V226H51ZM153 227V226H152ZM155 227V226H154ZM58 231L60 232V234L58 233ZM141 231V230H140ZM142 231H144L143 229H142ZM198 231V230H197ZM47 232V233H48ZM150 232H151V230H150ZM76 233V234H75ZM91 233V232H90ZM138 233V232H137ZM16 235V234H15ZM34 235V234H33ZM88 236H91V237H88ZM125 236V237H124ZM89 238V239H88ZM87 239V241L88 242H85V243H82V241H85ZM52 240V239H51ZM82 240V241H81ZM27 241V240H26ZM79 241H81V242H79ZM30 243V242H29ZM60 244V245H61ZM34 245V244H33ZM34 246H36V245H34ZM34 246H30L31 247V250L30 251H33L34 252V250L36 251L37 250V246L36 247H34ZM48 247V246H47ZM215 247V246H214ZM27 248H28V246H27ZM77 248V247H76ZM78 250H79V248H78ZM212 247H211V249L209 248V249H207L206 251H208L209 253H211L212 252ZM40 251V250H39ZM38 251V252H39ZM42 251V250H41ZM54 251V250H53ZM56 251V250H55ZM89 252V253H88ZM104 252H106V253H104ZM86 253H88V254H86ZM1 254V253H0ZM95 254V255H94ZM106 254V255H105ZM203 264H209V263H203Z\"/></svg>",
  "mask_w": 264,
  "mask_h": 264
}]
</instances>
